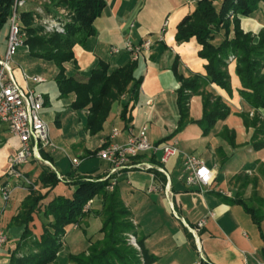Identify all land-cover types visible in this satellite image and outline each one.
<instances>
[{
	"label": "crops",
	"instance_id": "0c3cea01",
	"mask_svg": "<svg viewBox=\"0 0 264 264\" xmlns=\"http://www.w3.org/2000/svg\"><path fill=\"white\" fill-rule=\"evenodd\" d=\"M221 1L213 2L218 5ZM104 2L99 16L93 21L94 33L84 42L76 43L72 47L74 60L63 63L64 74L84 80L98 61L108 63L111 69L117 68L130 61L128 52L123 49L126 40L134 45L150 40V47L142 51L137 59L134 75L141 79L136 98L131 99L128 104L127 122L119 117V112L121 102L127 101L129 94L112 103L102 129L90 135L85 128L86 111L74 110L70 106L75 98L74 93L65 97L59 96L55 82L58 67L52 61L31 57L27 48L21 47L11 63L14 76L20 85L34 87L44 95L41 116L48 124L49 135L54 144L51 150L44 152L49 156L52 169L63 176L71 174L75 177L90 173L91 176L101 179L107 175L108 162L104 160L105 163L95 168H80L84 159L98 157L97 152L103 147V141L121 144L130 130L136 132L140 126L145 125L150 143L161 144L173 140L182 152L196 155L214 173L212 182L203 189L197 185H187L181 154L171 156L167 162L161 163L160 150L144 156L154 168L118 172L115 187L131 212L137 234L144 237V249L156 259L151 264H264L261 253L264 237L240 205L224 200L232 198L236 192L239 182L234 183L233 178L240 172L255 180L258 195L264 197V149L253 148L251 138L254 128H246L239 115L245 111L251 114L252 109L238 93L241 85L234 72L235 60L227 58L231 92L215 84L205 86L207 93L218 96L228 107V115L217 120L213 129L204 135L202 127L197 123L203 114L202 97L193 94L188 100V116L192 122L176 132L179 119L176 90L180 86L176 76L206 75L207 60L198 55L201 46L196 39L192 37L188 41L177 42L174 38L178 23L194 11L195 2ZM239 24L242 30L257 33L264 27V8L260 6L250 16L240 17ZM232 34L231 31L229 36ZM222 35L223 29L214 36L212 43L218 45ZM112 46L119 47L120 51L109 53ZM34 75L42 77L43 80L33 82L31 76ZM2 126L5 141L0 145V177L1 182L4 181L10 186L11 192L6 200L0 194V228L7 232L9 240L12 241L19 237L22 228L9 226V221L26 195L27 187L23 182L5 177L7 157L14 153L17 141ZM223 128L234 131L235 146H231L219 135ZM113 129H117L119 134L112 138L110 134ZM93 150L96 152L91 153ZM222 157H225L224 161ZM72 158H77L79 163L72 165ZM40 165L46 164L32 160L22 165L21 171L32 181L37 178ZM157 166L163 167L168 177ZM65 185L66 189L62 194L70 195L73 187ZM150 185L161 190L149 191ZM252 188V182L243 187L244 198L250 197ZM54 190L55 188L52 192L58 194ZM99 207L100 199H92L90 209L98 210ZM200 220H204V224L195 234L183 223L184 221L195 227ZM31 225L34 235L39 236L42 229L37 215H34ZM100 225V218L93 214L86 216L81 224L87 235L96 233ZM261 230L264 236V220ZM86 234L74 224L66 226L59 250L64 252L62 258L68 253L84 251L88 245ZM195 238L199 240L201 254ZM8 249L5 248L0 253V264H7Z\"/></svg>",
	"mask_w": 264,
	"mask_h": 264
},
{
	"label": "trees",
	"instance_id": "16d2710c",
	"mask_svg": "<svg viewBox=\"0 0 264 264\" xmlns=\"http://www.w3.org/2000/svg\"><path fill=\"white\" fill-rule=\"evenodd\" d=\"M213 1H197L194 11L176 27L175 40L184 42L194 37L201 46L198 55L207 60L205 76H176L180 81L176 90L179 113L176 132L192 122L188 116V100L193 94L202 97L203 114L197 123L204 135L213 129L217 120L228 115V107L218 96L207 93L205 86L215 84L231 92L227 58L232 55L235 60L234 72L241 85L238 93L252 109L251 115L247 111L239 115L246 128H254L251 143L255 150H261L264 149V27L254 34L242 30L239 21L240 17L250 16L260 6L264 8V0H222L218 5ZM12 4L13 0H0V35L7 27ZM55 4L66 7L72 13L63 32H44L41 26L33 23L30 11H22V26L26 34L24 45L28 55L52 61L58 67L55 82L59 96L74 93L75 98L70 106L74 110L86 111L85 128L90 135L102 129L112 103L125 94H129V97L121 102L119 117L127 122L128 104L136 98L141 79L134 75L137 60H130L114 69L108 63L98 61L84 80L64 74L63 63L74 60L72 47L94 33L93 21L104 7V0H57ZM221 29L222 39L215 45L212 40ZM231 31L233 34L229 36ZM2 125L0 122V145L5 141ZM219 135L235 146L233 130L223 128ZM95 152L93 150L91 153ZM41 155L49 160L44 151H41ZM224 160L225 157H222ZM65 178L60 181L50 166L42 165L37 178L26 185L27 193L9 221V226L21 227L22 231L14 247L8 249L7 264H151L156 260L144 249V237L137 234L131 212L115 186L108 190L107 179L101 180L90 174L75 177L69 174ZM1 181L2 177L0 185L5 184ZM59 182L73 187L70 195L52 192ZM233 182H239V185L232 198H222L240 205L264 237L261 230L264 197L258 195L255 180L240 172L234 176ZM250 182L253 185L251 195L244 198L242 189ZM94 198L100 199L99 209L83 211L84 205ZM90 214L99 217L101 225L96 233L87 235L81 224ZM34 215L41 222L42 232L39 236L32 231ZM69 224L76 225L86 234L88 245L84 251L68 253L61 259L58 251L62 246L65 227ZM128 233L135 235L138 249L128 243ZM261 253L264 257V247Z\"/></svg>",
	"mask_w": 264,
	"mask_h": 264
},
{
	"label": "built area",
	"instance_id": "2783aa9c",
	"mask_svg": "<svg viewBox=\"0 0 264 264\" xmlns=\"http://www.w3.org/2000/svg\"><path fill=\"white\" fill-rule=\"evenodd\" d=\"M39 2L44 0H37ZM48 4L51 0H45ZM195 3L199 0H193ZM29 0H13L10 14L8 16L7 29L4 32L5 46L0 54V122L6 127L9 135L17 141V146L13 154L7 157V176L14 181L23 182L28 185L32 181L25 176L20 166L28 164L32 160L42 162L47 166L52 165L48 160L42 158L41 151L51 150L54 147L52 139L49 135V127L41 116V110L44 106V95L34 87L20 85L11 66L14 56L24 45L25 30L22 26L21 13L24 6ZM47 13L40 11L41 8L32 10L33 21L41 26L45 32H63L66 24L70 21L72 13L61 5H53ZM47 7V6H46ZM45 9V7H44ZM150 40H144L139 44H132L126 40L123 49L128 52L130 60L138 59L142 51H146L150 47ZM120 51L117 46L110 47L109 53L115 54ZM33 82H41L42 77L38 75L31 76ZM119 134L117 129L111 131L110 137ZM161 151L160 162H167L168 158L177 154L182 156V166L184 171V179L187 185H197L203 189L209 185L214 177L213 169L209 168L196 155L182 152L176 142L173 140L165 141L161 144H152L147 137V127L142 125L136 132L131 130L128 132L123 143H114L111 141H103V147L97 152L100 159L105 160L109 164L107 175L101 180L109 181L106 188L113 189L116 184L118 172L121 170L139 169L150 170L155 166L144 159V156H150L156 151ZM79 163L77 158L71 159L72 165ZM165 177L167 172L163 167H156ZM57 177L60 181L66 180L65 176L58 173ZM149 191L161 190L155 185H150ZM10 186L8 184L0 185V194L6 200L10 196ZM167 192V189H165ZM92 200L88 201L83 211H86ZM175 216H179L174 212ZM186 228L193 234L203 226L204 220L197 222L195 227L185 223ZM7 240L6 231L0 228V248ZM197 249L201 254V246L199 240L195 238ZM202 256V255H201Z\"/></svg>",
	"mask_w": 264,
	"mask_h": 264
},
{
	"label": "rangeland",
	"instance_id": "374dc122",
	"mask_svg": "<svg viewBox=\"0 0 264 264\" xmlns=\"http://www.w3.org/2000/svg\"><path fill=\"white\" fill-rule=\"evenodd\" d=\"M56 1L57 0H51V3L48 4L45 0L44 1H41V2H39L37 0H29V2L24 6V9L23 10L24 11H30V12H32V10L35 9V8H41L40 11H42L43 13H47V11H49L51 9V8H49V7L52 6L51 4L55 5V2ZM44 7H45V9H44ZM33 23L36 24L34 21H33ZM6 29H7V27H6ZM6 29L0 35V53L3 52L2 50H4V48H3L4 47V44H5L4 32L6 31ZM46 33H50V32H46ZM25 49H26V47H25ZM229 58L230 59H233L232 55L229 56ZM39 163L42 164V162H39ZM102 163H105V161L102 160V159H99L98 157H95V156L94 157H89V158H85L84 159V161H83L82 165L80 166V168H95V167H99ZM40 166L42 167V165H40ZM88 174H90V173H88ZM90 175H92V174H90ZM65 189H66V185L63 182H61V183H58L55 186L54 192L55 193H63V191H65ZM90 205H91V203H90ZM89 208H90V206H89ZM90 232H91V230H89V233ZM6 234H7V232H6ZM127 241H128V243L130 245H132L133 247H135V248L138 249V245L136 243V237H135L134 234L128 233L127 234ZM14 242H15V240H12V241L9 240V237H8V234H7V240L2 245V247L0 248V253L5 248H13L14 247ZM62 243H63V238H62ZM59 252H60V255H61V259H62V256H63L64 252L63 251H59ZM60 255H58L59 258H60Z\"/></svg>",
	"mask_w": 264,
	"mask_h": 264
}]
</instances>
